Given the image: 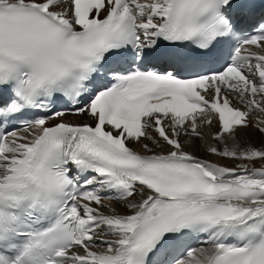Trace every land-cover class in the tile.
<instances>
[{"label": "snow or ice", "instance_id": "snow-or-ice-1", "mask_svg": "<svg viewBox=\"0 0 264 264\" xmlns=\"http://www.w3.org/2000/svg\"><path fill=\"white\" fill-rule=\"evenodd\" d=\"M249 128L264 0H0V264H264Z\"/></svg>", "mask_w": 264, "mask_h": 264}, {"label": "bare ground", "instance_id": "bare-ground-1", "mask_svg": "<svg viewBox=\"0 0 264 264\" xmlns=\"http://www.w3.org/2000/svg\"><path fill=\"white\" fill-rule=\"evenodd\" d=\"M65 119L73 121V122H79V123H83L84 122V117L67 116V117H65ZM216 130H217V125H216L215 122L213 123V125H212V127L210 129L209 128H205L204 129L205 132H209V131L214 132ZM246 133H247L246 136H244L243 132L241 134L243 136V142L253 141V139H256V140L260 139L262 142H264V136L261 133H259L258 131H256L254 128L247 129ZM197 144L200 145V150L196 151V155L201 156L202 158H206V159L212 160L213 162L220 161L222 163H230L229 161L222 160L219 157H215V156H212L210 154H207L206 151L204 150L205 145H204L203 142L197 141ZM133 145L136 148H138L139 150H141L139 145H135V144H133ZM207 145H213V146L222 147V145H219L217 141L211 139L210 137L207 138ZM256 166H260L259 163Z\"/></svg>", "mask_w": 264, "mask_h": 264}, {"label": "rangeland", "instance_id": "rangeland-1", "mask_svg": "<svg viewBox=\"0 0 264 264\" xmlns=\"http://www.w3.org/2000/svg\"><path fill=\"white\" fill-rule=\"evenodd\" d=\"M264 136V135H263ZM262 136V137H263ZM258 140V141H257ZM253 139V141H250L251 142V144L253 145V146H255V147H257V148H259V147H261V145L262 144H264V142H262L260 139ZM243 143H248V141L247 142H243Z\"/></svg>", "mask_w": 264, "mask_h": 264}]
</instances>
